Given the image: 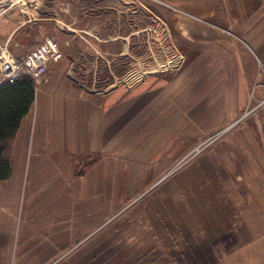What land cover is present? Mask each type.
<instances>
[{"label":"crops","instance_id":"crops-1","mask_svg":"<svg viewBox=\"0 0 264 264\" xmlns=\"http://www.w3.org/2000/svg\"><path fill=\"white\" fill-rule=\"evenodd\" d=\"M232 1L244 19L241 33L212 21L217 10L228 14L217 0H174L183 25L175 30L204 42L227 33L252 36L247 48L264 60V23L252 15L264 0ZM48 4L41 18L25 8L0 18V40L18 59L39 36L64 42L61 31L69 58L45 72L21 123L12 176L0 182V228L11 237L18 211L28 218L20 236L51 248L99 232L107 242L114 235V252L133 264H264V128L229 124L241 114L249 85L240 46L187 40L177 69L104 89L103 69L117 71L123 50L113 49L115 59L102 65L108 46L101 32L99 44L76 39L75 18L61 20L69 9ZM221 128L231 129L225 139L188 156ZM36 212L43 215H34L33 225ZM28 260L19 252L9 263Z\"/></svg>","mask_w":264,"mask_h":264},{"label":"rangeland","instance_id":"rangeland-1","mask_svg":"<svg viewBox=\"0 0 264 264\" xmlns=\"http://www.w3.org/2000/svg\"><path fill=\"white\" fill-rule=\"evenodd\" d=\"M217 1H220V5L224 7L225 10L227 8L228 14H224L223 10H217L216 14L218 19L212 21L229 30L232 29L241 33L244 27V19L236 17V13H238L236 10L237 5H234L232 0ZM23 3L26 6L23 5ZM52 3L53 7H56L59 12L69 9L68 12L63 13L62 17L65 21L64 19L61 20L65 23L66 21L69 22V19L72 20V18H75L77 24L75 25L77 31L76 39L83 40V38L86 37L87 39L89 38L91 44H99L95 36L96 33L101 32L102 41H100V43L104 44V46H108V51L104 53V61L101 62L102 65H104V63L108 65L109 62L115 59L116 54L113 49L117 48L118 55L121 49L123 50L122 56H118L119 64L117 71L112 69L113 73H111L109 67L103 69L104 72H106L107 82L103 86H100V88H109L115 82L128 86L142 76L149 77L151 75L155 76L171 72L185 61V55L181 53L180 46L182 42L189 39L185 35H180V33L175 30V28L182 27L183 25L181 21V23L177 21L175 16L178 8L174 9V7H176L174 0H14L10 3L0 0V9L3 10L0 12V18L4 16V11H8L10 8L17 13L25 8L24 11L27 13L34 12L36 16L41 18L49 15V12L47 13L45 11V5H52ZM178 5L179 4H177V6ZM261 5L258 4L255 6L260 7ZM118 10L120 13H117ZM164 11H167V14H165L167 17H165ZM253 14L255 15L254 17L258 19L256 21L257 24L260 22L264 23V4L262 10H253L252 15ZM93 25L96 26L93 27V29H96L97 32L96 30H92ZM205 26L213 28L212 25L205 24ZM66 28V26L61 24V29ZM89 28L91 29L89 33H92L93 36H89L84 32ZM61 33L65 39L63 40L64 42L59 41L55 36L54 38L58 41L63 53V57L60 61H67L69 60L66 52L68 48L66 44L67 34L64 31H61ZM46 36L51 35L37 37L34 46L40 39ZM251 38L252 36L249 35L234 37L227 33V36L225 34L222 40L204 42L206 39L205 37H190V39L193 40H189L190 43L198 45L204 43L228 45L229 41L240 46L242 50L245 80H247L249 85L247 99L241 114L236 116L235 120L231 121L232 123H229L230 126L233 127H229L232 130L237 127L241 128L245 125L254 126L258 131L261 130V127L262 130L264 128V60L259 56L260 51L252 52L247 48V44H250L249 41ZM61 43L64 44L62 45ZM171 47H174L176 50L172 54L167 52ZM90 54H93L92 50ZM148 57H150L148 64L144 63V65H141V62ZM50 68L48 70H50ZM42 79L36 85V89H38ZM222 128L206 134L199 145L207 144L212 140L216 143L219 140L225 139L231 129ZM16 138L11 145L12 158L17 141ZM262 138L264 139V135ZM196 147H194V149ZM81 160L82 159H79L80 163ZM80 163L77 164L79 168L85 167L83 163ZM80 169L79 174L83 172V169ZM38 214L43 215V213L36 212L29 219L33 225L37 219L35 216ZM77 214V217L86 215V213L82 212ZM112 214L114 213L109 212L108 216ZM21 216L23 215L18 211L14 215L15 232L11 237L0 228V264H11L9 263L10 260H13L15 254L19 252L24 253L25 258L29 259L25 264H133L132 260H122L114 252L115 242L111 243L114 241V235L108 238V242L99 232L92 234L90 237L80 235L76 243H61L58 245V248H51L53 245L47 246L38 243L36 239L28 243L24 240L25 237L23 238L20 236L21 234H19L21 233L20 229L23 228L22 230H24V227L21 226H23L24 222H28V218L24 219V216L22 218ZM108 228L114 231V221L108 224ZM32 229L31 232L33 235L38 234L35 227H32ZM28 238L33 239L34 237L30 236ZM41 256L44 257L43 260L39 258Z\"/></svg>","mask_w":264,"mask_h":264},{"label":"trees","instance_id":"trees-1","mask_svg":"<svg viewBox=\"0 0 264 264\" xmlns=\"http://www.w3.org/2000/svg\"><path fill=\"white\" fill-rule=\"evenodd\" d=\"M35 96L36 84L27 75L0 86V182L12 176L11 145L33 106Z\"/></svg>","mask_w":264,"mask_h":264},{"label":"built area","instance_id":"built-area-1","mask_svg":"<svg viewBox=\"0 0 264 264\" xmlns=\"http://www.w3.org/2000/svg\"><path fill=\"white\" fill-rule=\"evenodd\" d=\"M62 57L60 45L52 36L40 39L22 59H18L9 45L0 40V86L14 83L22 75L29 76L37 85L45 72ZM205 146L206 144H200L188 156L200 153Z\"/></svg>","mask_w":264,"mask_h":264},{"label":"bare ground","instance_id":"bare-ground-1","mask_svg":"<svg viewBox=\"0 0 264 264\" xmlns=\"http://www.w3.org/2000/svg\"><path fill=\"white\" fill-rule=\"evenodd\" d=\"M4 1H5L6 3H7V2L10 3V2H13L14 0H4ZM25 4H26V2H25ZM25 4L23 3V5H25ZM12 5H13V4H12ZM18 5H19V4H18ZM18 5H17V6H18ZM3 6H4V5H3ZM25 6H26V5H25ZM22 7H24V6H22ZM41 9H42V8H41ZM0 11H2V9H0ZM37 12H38V11H37ZM27 17H28V16H27Z\"/></svg>","mask_w":264,"mask_h":264}]
</instances>
